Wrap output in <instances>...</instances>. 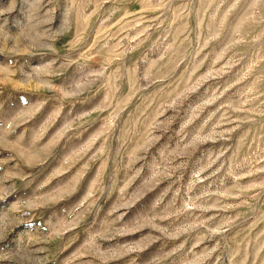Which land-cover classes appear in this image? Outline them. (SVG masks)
Returning a JSON list of instances; mask_svg holds the SVG:
<instances>
[{"label": "rangeland", "instance_id": "374dc122", "mask_svg": "<svg viewBox=\"0 0 264 264\" xmlns=\"http://www.w3.org/2000/svg\"><path fill=\"white\" fill-rule=\"evenodd\" d=\"M0 264H264V0H0Z\"/></svg>", "mask_w": 264, "mask_h": 264}]
</instances>
